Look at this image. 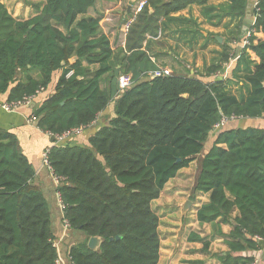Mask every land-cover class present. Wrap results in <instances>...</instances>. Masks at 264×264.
Returning <instances> with one entry per match:
<instances>
[{"label": "trees", "instance_id": "1", "mask_svg": "<svg viewBox=\"0 0 264 264\" xmlns=\"http://www.w3.org/2000/svg\"><path fill=\"white\" fill-rule=\"evenodd\" d=\"M210 1L146 0L128 27L125 46L114 52L100 31V17L87 14L95 0H42L33 4L36 15L25 20L13 17L0 0L5 102L43 92L29 115L57 137L87 127L114 104L113 115L86 144L70 142L71 134L47 151L51 171L61 179L55 191L62 218L83 237L68 248L69 264H157L159 219L151 203L195 159L191 200L197 192L208 196L196 210L197 221L232 226L227 234L217 230L227 248L217 255L219 264L255 261L244 252L264 241V128L229 122L264 120V40L254 42L256 32L264 35V0L255 1L254 33L239 54L232 45L245 39L251 25L243 30L249 0H221L218 13L208 15L214 10L206 7ZM190 5L206 7L209 22L233 23L220 58L197 76L143 79L156 68L142 49L148 35L162 34L168 22L191 24L172 15ZM233 57L228 76L205 80ZM124 73L132 85L119 91L117 76ZM34 175L16 136L0 128V264H56L50 206L33 185ZM91 236L101 239L97 250L87 247ZM199 240L197 233L189 236ZM202 243L207 251L208 242Z\"/></svg>", "mask_w": 264, "mask_h": 264}, {"label": "crops", "instance_id": "2", "mask_svg": "<svg viewBox=\"0 0 264 264\" xmlns=\"http://www.w3.org/2000/svg\"><path fill=\"white\" fill-rule=\"evenodd\" d=\"M30 1L32 4L25 3L23 0H1L8 12L13 17L20 20L29 19L36 15L37 12L33 4L41 2L42 0ZM255 1L256 0L248 1L249 7H247V11L249 13H247V18L250 20L249 24H251L253 18L252 10ZM129 3L130 0H95L93 6H91L87 12L88 15L100 17V31L108 37L114 52H117L120 48L125 46L126 32H124L123 25L128 18L131 17L134 7L133 3L130 12H127L126 9ZM208 5L214 6V10L207 14H217L219 6H221V0H212L208 2L206 7H208ZM206 7L190 5L172 14L173 16L192 19L193 22L189 25L175 22L169 24L168 22L167 26L164 28V32L162 34L160 33L158 38L149 39L143 43V51L156 66L154 70L165 68L169 71V74L190 77L197 76L199 73L204 74L205 68L208 67L211 62L218 61V58H220L219 52L221 51L224 39L229 37L230 31L235 28L228 18H223L222 20L213 18L211 22H209L206 16ZM194 30L199 31V33L194 35ZM216 37H220L221 40L218 41ZM255 37L256 39L254 42L264 40L262 32H256ZM232 48L236 49L239 54L241 50L240 39L232 45ZM249 54L253 61H258L257 56L253 52L250 51ZM58 75L59 73H56L55 77L57 78ZM119 75L117 76V87L119 86ZM221 76L220 70L206 77L205 80H212L213 78L219 79ZM48 91H51V87L47 89V92ZM41 95L43 96L45 94L43 92L38 93L33 99L32 105L21 107L16 111L8 112L0 106V128L10 131L16 136L22 152L30 160L35 171L32 180L33 185L41 189L50 206L52 228L55 236L54 241H59L57 248L58 256L61 258L63 264H69L67 258L68 248L75 242L81 241L83 237L78 232L69 229L66 231L64 230L62 223L63 212L60 210L56 199L52 173L42 162V153L51 146L58 144L60 141H51L50 134L40 130L36 126L34 120H29V118L31 119L29 114L38 106ZM5 97V95H0V103L5 101ZM113 109L114 104L110 102L107 107L97 115L96 120L87 127L81 129L79 133H76V135L69 139L70 142L86 144L89 136L92 135L99 126L105 124L113 115ZM246 120L247 119H244L240 122H245ZM256 121L258 120H251L252 123ZM259 122L260 123L256 122L255 126L264 128V120H259ZM239 125L244 126L243 124ZM191 163L189 166L181 168L173 178L168 180L159 197L151 203L152 206L163 197L162 195L165 196L167 193L170 195L168 199L169 203L173 204V206H179L181 210L186 200L191 201L189 214L177 218L175 223L170 224L174 232H176L175 235H173L169 228L166 238L162 240L159 233V222L158 235L160 239V248L157 264H179L181 262L219 264V257L217 255L224 254L227 249L223 242V236L217 234V230L219 229L224 234H227L232 229L230 224H200L196 219L197 208L208 200V196L207 194L197 192L194 199L191 200V193L197 173V171L195 173V170L191 169ZM235 214L236 211L233 212V215ZM192 233H197L201 237V240L189 241V236ZM204 241L208 242L207 251L203 250L202 242ZM244 254L253 256L256 264H264V241L260 249L245 251Z\"/></svg>", "mask_w": 264, "mask_h": 264}, {"label": "built area", "instance_id": "3", "mask_svg": "<svg viewBox=\"0 0 264 264\" xmlns=\"http://www.w3.org/2000/svg\"><path fill=\"white\" fill-rule=\"evenodd\" d=\"M146 3V0H137L134 4V7H133V14L131 17L128 18V20L124 23L123 25V29H124V32H127L128 30V27L130 25V23L134 20V16L137 12L141 11V9L144 7ZM254 20L252 21L249 29L247 30L246 34H245V39L242 41V45H241V48L244 46V45H247L248 44V40L247 38L250 36L251 33H254V29L252 28V24H253ZM160 36V32L157 33L156 36H152V35H148V38L149 39H156ZM238 54V52H237ZM236 59V57H233L229 60V63L227 64H224V70L221 72V75L223 77L226 76L227 72L230 70V67H231V64L232 62ZM71 72H69L67 75H69ZM169 74V71L165 68H161V69H158V70H154V71H148L146 72L144 75H143V78L145 79H149V78H152V77H155V76H160V75H167ZM118 87H119V91H123L125 90L126 88L130 87L132 85V77L130 74H127V73H124V74H120L119 77H118ZM34 99V96H29V97H24L23 99L21 100H18V101H12V102H1L0 103V106L2 109H4L5 111H8V112H12V111H16L18 110L19 108L21 107H28L32 101ZM232 119V118H231ZM29 120H32V118ZM229 121V119H222L218 124H216L214 126V130L216 129H219L221 128L223 125H225V123ZM80 130L79 129H73L71 131H67L65 132L64 134H62L61 136L58 137L59 140H62L63 138L71 135V134H76V133H79ZM42 158H43V163L51 170L49 164H48V161H47V150L45 152H43L42 154ZM53 177V183L55 185V188L59 185V182H60V178L58 176H55V175H52ZM56 199H57V202H58V206L60 208V210L62 211L63 209V204H62V201L60 199V195L58 192H56ZM62 223H63V227H64V230L66 231L67 229H69L68 227V223L67 221L62 218ZM58 243L59 241H54V245L56 248H58ZM56 264H63L62 263V260L61 258L58 256V258L56 259ZM251 264H256L255 261H253Z\"/></svg>", "mask_w": 264, "mask_h": 264}, {"label": "rangeland", "instance_id": "4", "mask_svg": "<svg viewBox=\"0 0 264 264\" xmlns=\"http://www.w3.org/2000/svg\"><path fill=\"white\" fill-rule=\"evenodd\" d=\"M253 20H254V17L252 18V21ZM252 21H251V23H252ZM241 45H242V41H241ZM228 73H229V71L227 72V74ZM227 74H226V76H228ZM222 77L223 76H221V78ZM239 122L240 121L238 120V121H230L229 123H232V124L235 123L237 125L238 124H243L244 126H246V125H255L256 122L260 123L259 120L254 122V123H252L251 120H246L245 122H240V123ZM215 132L216 131L213 130V132L211 133V138H212V136H214ZM211 138H210V140H208V143L205 145L206 148H207V146L210 145ZM62 140H64V139H62ZM62 140L58 139V141H62ZM47 151H48V149H47ZM42 162H43V158H42ZM190 166H191V169L195 170V173H196L197 166H198V160L196 159L195 161H193ZM51 173H52V171H51ZM52 175H53V173H52ZM162 196L163 197H161V199L158 202H155V204H153L152 206H153L154 210L157 212V214L159 216V222H160L159 233H160L161 239L164 240L166 238V236H167V233H168L167 231L169 230V228L171 229L173 235H175V233H176V232H174V229L170 226V224L175 223V220L177 218H180V217H182L184 215L185 216L188 215L189 214V210H190L191 207H189L185 212H183L180 209L179 206H173V204L169 203V200H168L169 196H170L169 193H167L165 196L164 195H162ZM169 220H170V222H169Z\"/></svg>", "mask_w": 264, "mask_h": 264}, {"label": "water", "instance_id": "5", "mask_svg": "<svg viewBox=\"0 0 264 264\" xmlns=\"http://www.w3.org/2000/svg\"><path fill=\"white\" fill-rule=\"evenodd\" d=\"M136 1L137 0H130V3L127 5V9H126L127 12H130L132 4L135 3ZM247 7H249V3L247 4ZM247 13H249V12L246 11V15H245L244 20H243L244 21L243 30H245V31L248 28V26L250 25L249 24L250 23V20L247 18L248 17V14ZM216 39L218 41L221 40L220 37H216ZM57 140H58V138L56 136H53V135L51 136V141H57ZM190 204H191V201L190 200H186L183 203V205H182V211L185 212L189 208ZM115 238H118V236H116ZM110 239H112V238H110ZM100 243H101V239L99 237H97V236H91L87 240V247L90 250H97L98 247L100 246Z\"/></svg>", "mask_w": 264, "mask_h": 264}]
</instances>
